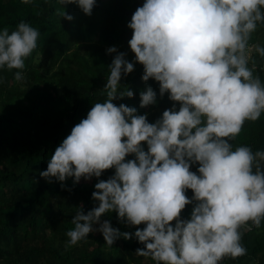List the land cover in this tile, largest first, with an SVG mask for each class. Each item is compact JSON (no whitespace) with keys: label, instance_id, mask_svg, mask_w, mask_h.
<instances>
[{"label":"clouds","instance_id":"9594fccd","mask_svg":"<svg viewBox=\"0 0 264 264\" xmlns=\"http://www.w3.org/2000/svg\"><path fill=\"white\" fill-rule=\"evenodd\" d=\"M58 3L64 10L57 14L69 22L73 17L65 5L76 4L88 16L96 7V0ZM258 25H264V0H146L136 9L127 25L133 30L128 43L144 66L142 79L159 82L161 98L169 93L175 103L154 124L134 107L116 106L113 101L134 96L121 86L134 64L116 47L107 49L116 55L106 99L72 128L40 173L64 189L69 178L78 184L116 170L95 185L92 196L98 207L87 214L77 211L66 247L86 243L97 231L110 247L121 236L132 239L109 221L101 222L115 211L121 223L146 225L134 233L145 246L135 255L156 264H222L225 258L248 254L242 238L264 222V150L234 149L231 141L246 121L256 122L264 113V82L254 75L253 58V52L264 58V46L250 44ZM40 37L39 30L23 21L11 34L8 28L0 31V69L21 70L14 79L24 83L25 60ZM140 98L141 108L157 102L151 87ZM129 155L136 159L125 162ZM196 164L199 175L190 170ZM189 189L191 199L185 194ZM190 204L191 218L182 220Z\"/></svg>","mask_w":264,"mask_h":264},{"label":"trees","instance_id":"16d2710c","mask_svg":"<svg viewBox=\"0 0 264 264\" xmlns=\"http://www.w3.org/2000/svg\"><path fill=\"white\" fill-rule=\"evenodd\" d=\"M146 0H96L92 15H85L76 4L65 5L73 20L62 19L58 11L63 6L58 0H34L25 5L22 0H0V31L16 30L23 21L41 32L37 49L25 60L22 70L24 83L14 79L18 69H0V264H156L151 258L135 255L145 246L134 236L145 224L130 226L121 223L113 211L101 217L109 221L123 236L110 247L102 233H90L87 242L66 247L71 223L78 210L85 214L99 202L93 199L95 185L115 175V168L101 177H93L76 184L67 179L53 178L49 184L40 176L46 171L56 148L71 133L74 126L87 117L96 102L106 99L104 92L110 66L116 53L107 49L116 47L134 64L133 73L122 76L121 86L133 91V98L113 101L137 109L138 115H147L154 124L175 102L169 93L160 96V84L154 79L143 81L144 66L136 62L129 40L133 30L128 23L138 7ZM264 46V25H258L250 44ZM258 75L264 82V58L253 52ZM151 87L157 102L141 108V92ZM179 110V103L175 104ZM126 139V138H125ZM233 148L248 146L253 152L264 150V113L258 121H246L240 135L231 141ZM145 152L146 143L142 144ZM134 155L125 158L135 160ZM199 165L191 171L197 175ZM186 196H194L186 190ZM194 204L181 213L182 220H190ZM173 222V227L175 226ZM99 224L94 225L99 228ZM242 244L248 254L238 259L225 258L222 264H264V222L259 229L244 234Z\"/></svg>","mask_w":264,"mask_h":264}]
</instances>
